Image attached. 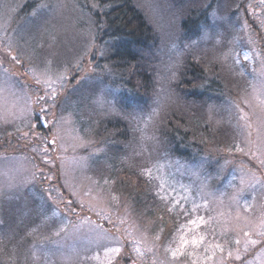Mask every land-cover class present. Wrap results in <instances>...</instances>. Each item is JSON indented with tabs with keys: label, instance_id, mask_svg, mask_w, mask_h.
I'll return each instance as SVG.
<instances>
[{
	"label": "rangeland",
	"instance_id": "1",
	"mask_svg": "<svg viewBox=\"0 0 264 264\" xmlns=\"http://www.w3.org/2000/svg\"><path fill=\"white\" fill-rule=\"evenodd\" d=\"M136 1L158 34L156 96L146 105L127 107L122 117L132 127L128 137L108 142L103 135L110 128L99 117L105 120L112 112L117 114L114 97L97 76L90 55L81 63L75 60L84 54L90 38L87 27L92 33V23L83 10L71 0H57L50 9L35 8L34 17L50 25L48 45L65 42L69 65L63 58L56 65L52 57L37 56L30 42L32 35L23 38L15 29L20 18L8 9H15L19 0H0V42L4 41V47L11 42V55L23 61V66L12 60L9 67L0 65V264H116L115 254L105 255V248L112 247L121 248L119 264H210L203 260L205 248L216 244L224 247L223 264H264V243L250 244L245 251L243 236L248 231L252 239L264 240L253 231L264 217V166L260 164L264 160L260 104L264 100L260 71L264 3ZM208 6L209 13L199 20V33L185 42L182 52L206 55L220 67L225 87L207 101L205 109L221 125L219 134L225 145L216 148L206 142L182 157L167 150L155 131L156 122L167 106L180 103L167 83L179 74L181 16L189 8ZM82 40L84 48L79 47ZM3 52L7 61L9 55ZM243 52L249 53V60L243 59ZM238 53L239 64L235 63ZM35 56L37 62L31 63L28 57ZM46 67L50 71L42 76ZM61 74L62 82L57 79ZM37 77L50 78L58 91L55 105L49 100L46 122L55 119L59 123L52 130L36 129L49 140L59 130L51 148L43 139L24 135L29 123L36 124L37 114L43 116L39 108L44 105L34 103L38 95L45 94ZM26 105L33 111L25 113ZM240 109L248 114L251 128L245 126ZM226 142L233 145L226 146ZM237 144L243 152L235 151ZM34 148H48L52 163H44V156ZM133 171L141 177L129 175ZM253 175L255 182L249 179ZM9 183L15 187L9 188ZM176 203L190 215L180 207L169 210ZM194 207L197 211L192 212ZM197 217H204L205 223L198 228L188 225L189 219ZM60 228L64 231L56 235ZM193 235H203L205 243L180 249L181 237L190 240ZM178 249L173 257L172 251ZM229 251L232 257L227 256ZM96 256L99 258L85 259ZM220 257L217 249L213 259L220 261Z\"/></svg>",
	"mask_w": 264,
	"mask_h": 264
},
{
	"label": "trees",
	"instance_id": "2",
	"mask_svg": "<svg viewBox=\"0 0 264 264\" xmlns=\"http://www.w3.org/2000/svg\"><path fill=\"white\" fill-rule=\"evenodd\" d=\"M169 1L174 5L180 4V0ZM56 2L57 0H19L14 15L20 19L14 23V27L20 30L23 38L29 39L28 35H32L30 42L37 56L52 57L56 65L63 58L69 65L65 56V42L56 40L50 47L47 42L49 39L47 30L50 25L42 24L34 14L31 15L38 4L44 3L50 9ZM71 2L80 7L92 23V33L91 28L87 27L89 40L86 42L82 40L79 46L83 47L85 42L84 54L78 55L75 60L81 63L85 56H91L93 68L98 70L97 76L107 85L116 103L117 114L112 112L105 120L99 117L100 123L102 120L104 125L110 128L103 138L108 142L127 138L132 128L130 122L122 117L127 114L129 110L127 107L134 104L146 105L156 96L157 31L136 0H71ZM93 4H98L99 7L94 8ZM209 6L207 9L189 8L184 15L187 17L181 16L179 45L182 57L179 74L174 82L167 83L168 87L174 89L180 103L173 107L167 106V110L156 122L155 131L167 150L182 157L190 156L206 142H210L216 148L224 144L219 134L221 125L210 117L205 109L207 101L220 92L222 86L225 87L220 79V67L206 55L198 56L191 50L182 52L185 42L199 33V20L209 13ZM3 42H0L2 47ZM4 50L0 49V65L9 67L11 59L8 56L7 61L3 60ZM74 53H77L76 49ZM37 56L28 58L34 63L37 62ZM70 59H74V56L71 55ZM226 144L233 145L230 142ZM128 173L141 177L138 171Z\"/></svg>",
	"mask_w": 264,
	"mask_h": 264
},
{
	"label": "snow or ice",
	"instance_id": "3",
	"mask_svg": "<svg viewBox=\"0 0 264 264\" xmlns=\"http://www.w3.org/2000/svg\"><path fill=\"white\" fill-rule=\"evenodd\" d=\"M262 3H264V0H261ZM48 7V5L44 4V3H40L37 5V9H43V8H46ZM93 7H99L98 4H93ZM9 13L12 12V11H15L14 8H9L8 9ZM34 15L37 14V11L34 10L33 12ZM14 51L13 49V45L11 42H9L5 48V53L8 54L11 58L12 61H14L16 64H20L21 66H23V61L17 56V55H11V53ZM101 55H103V52L101 51ZM243 59L245 61L249 60L250 59V56H249V53L248 52H243ZM52 63L51 60H48L46 61V65L47 66H50ZM235 63L239 64L240 63V60H239V53L237 54V59L235 60ZM7 71V70H5ZM48 71H50V67H46L45 69V72L42 73L41 75L44 76V75H47ZM255 71V69H254ZM261 75L264 76V59H262V65H261ZM243 74V73H242ZM58 80H60L62 82L63 80V74L59 75L57 77ZM36 83L39 85V84H44L45 86V94L44 95H38L36 98H35V101L34 103L37 104V105H44L43 107H40L39 108V113H42L43 116H41L40 114H37L36 116V124L33 125L31 123H29L28 125V132L25 133L24 135L25 136H35L37 137L38 139H43V141L48 145V148H51L52 146H54L56 144V141H57V137L59 135V130L57 129L56 131H53V135H52V139L49 140L47 138V136H43L41 133L37 132L36 129L37 127H43L47 130H52L53 128V125L59 123L58 121H56L55 119L51 122V123H47V113L51 110V108L49 107V100L53 101V105H55V102L57 100V97H58V91H57V88L53 86V82L52 80L49 78V79H41L40 77H37L36 78ZM80 83H83V81H81ZM260 104H261V108H262V111H264V100H261L260 101ZM25 113H28L30 111H33V109H30L27 105L25 106V109L23 110ZM240 112H241V119L245 120V126L248 127V128H251L252 125L251 124H248L247 123V119H248V114L245 113L243 111V109H240ZM29 120L31 119L30 116L27 117ZM261 123L264 124V117L261 118ZM19 131V130H17ZM48 148H45L43 150H39V149H36L34 148L33 151H38L41 155L44 156V163L46 164H51L52 161L50 159H48ZM229 151H232V148H229L228 149ZM235 151L237 152H243V148H241L238 144L235 145ZM254 155V154H253ZM260 164L261 166H264V160H261L260 161ZM150 174V173H149ZM47 180L51 181L52 180V176H47L46 177ZM251 181L255 182V177L254 175L251 176L249 178ZM245 181L244 179L241 180V183L243 184ZM8 187L9 188H13L15 187V185L9 183L8 184ZM50 191H55V189H51ZM176 207H180L181 210L184 212V214L187 216V215H190L189 211L187 208L179 205L178 203L174 204L173 205V209H169V210H174ZM197 211V209L194 207L192 209V212H195ZM239 219V216L237 217ZM211 220V218H209V221ZM188 225H192V226H195L196 228H198L201 224H204L205 221H204V217H197V218H193V219H189L187 221ZM182 228L184 227L183 225L181 226ZM36 230L35 229H32L31 232H35ZM61 231H64L63 228H60L57 230V232L55 233L56 235H59ZM194 231V229H193ZM253 231H256L257 234L261 237H264V217H262L259 221V223L257 225L254 226L253 228ZM31 232L29 233V235L31 234ZM243 236H244V244H245V251L248 250V246L251 244V245H257V244H261V243H264V240H256V239H252L251 236H250V233L248 231H244L243 232ZM159 237H157L158 239ZM205 243V237L203 235H193L191 237V239H186L184 238L183 236L181 237V240H180V249H183L186 245L188 244H191L194 248H198L200 246H202L203 244ZM236 244H239L240 243V240L237 239L235 241ZM219 250L221 252V257H220V261H216L213 259L214 255H215V251L216 250ZM177 251H172V256L173 257H176L177 255ZM223 252H224V247L220 244H216V245H211V246H208L205 248V254L203 256V260L205 261H209L210 264H223V261L225 259V257L223 256ZM209 253H211V255H209ZM113 254H115V261H116V264H119V260L120 259H123V255L121 253V248L120 247H112V248H105V255L107 257H112ZM189 255H191V253H189ZM233 253L231 251H229L227 253V256L228 257H232ZM92 258H96L98 259L99 257L96 256V257H85V259H92ZM235 259L236 260H239L240 259V256L239 255H236L235 256ZM133 264H135V262L133 261Z\"/></svg>",
	"mask_w": 264,
	"mask_h": 264
}]
</instances>
